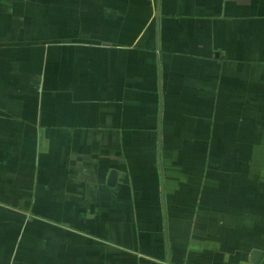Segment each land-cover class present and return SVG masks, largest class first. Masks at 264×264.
<instances>
[{
	"label": "crops",
	"instance_id": "1",
	"mask_svg": "<svg viewBox=\"0 0 264 264\" xmlns=\"http://www.w3.org/2000/svg\"><path fill=\"white\" fill-rule=\"evenodd\" d=\"M253 251L264 0H0V264Z\"/></svg>",
	"mask_w": 264,
	"mask_h": 264
},
{
	"label": "water",
	"instance_id": "2",
	"mask_svg": "<svg viewBox=\"0 0 264 264\" xmlns=\"http://www.w3.org/2000/svg\"><path fill=\"white\" fill-rule=\"evenodd\" d=\"M116 179H117V173L115 171H112L109 174L108 180H107V186L109 187H114L116 184ZM262 253L258 251H253L251 253L250 260L252 263L256 264L261 260Z\"/></svg>",
	"mask_w": 264,
	"mask_h": 264
}]
</instances>
